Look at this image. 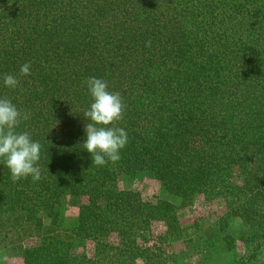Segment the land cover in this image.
<instances>
[{"label":"trees","instance_id":"trees-1","mask_svg":"<svg viewBox=\"0 0 264 264\" xmlns=\"http://www.w3.org/2000/svg\"><path fill=\"white\" fill-rule=\"evenodd\" d=\"M90 77L126 105L128 143L104 166L83 147ZM0 98L41 144L39 181L13 182L0 158V264H169L162 245L198 198L223 209L212 230L264 242V0H0ZM142 176L155 201L118 189Z\"/></svg>","mask_w":264,"mask_h":264},{"label":"clouds","instance_id":"clouds-1","mask_svg":"<svg viewBox=\"0 0 264 264\" xmlns=\"http://www.w3.org/2000/svg\"><path fill=\"white\" fill-rule=\"evenodd\" d=\"M147 43L150 46V41ZM30 68V63H24L20 76L30 75ZM3 82L6 87L15 88L20 81L13 74H5ZM86 83L92 102L84 112L89 122L84 128L86 140L83 147L97 166H104L109 161L116 163L128 143L127 132L117 126L124 119L126 105L119 92L108 91L107 81L90 77ZM28 119L29 114L18 110L10 99L0 98V158L10 170L13 182L29 176L33 181L41 179L38 166L41 144L33 141L29 132H17L21 122Z\"/></svg>","mask_w":264,"mask_h":264},{"label":"rangeland","instance_id":"rangeland-1","mask_svg":"<svg viewBox=\"0 0 264 264\" xmlns=\"http://www.w3.org/2000/svg\"><path fill=\"white\" fill-rule=\"evenodd\" d=\"M120 191H133L144 201H155L162 195L160 183L150 176L138 177L134 180L121 178L118 182ZM68 208V218H76L80 201L76 197L65 199ZM223 214V209L217 202L207 203L203 198L186 208L179 210L178 216L184 229L176 241L162 245L171 255L169 264H264V242L262 245L247 247L242 236L247 234V227L236 222L225 232L220 233L211 229L217 222V217ZM70 222H67V226ZM163 223L153 226L151 244L165 233ZM263 242V243H261ZM91 247V245H89ZM89 252L93 248H88ZM190 257L189 260L183 258ZM193 258V259H192ZM10 264H22L21 259H12Z\"/></svg>","mask_w":264,"mask_h":264}]
</instances>
